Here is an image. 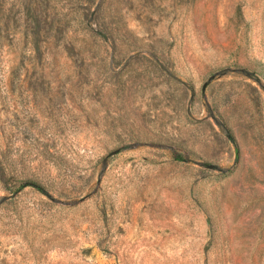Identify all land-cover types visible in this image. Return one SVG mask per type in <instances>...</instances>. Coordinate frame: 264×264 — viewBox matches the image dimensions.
Listing matches in <instances>:
<instances>
[{
  "label": "rangeland",
  "instance_id": "obj_1",
  "mask_svg": "<svg viewBox=\"0 0 264 264\" xmlns=\"http://www.w3.org/2000/svg\"><path fill=\"white\" fill-rule=\"evenodd\" d=\"M0 264H264V0H0Z\"/></svg>",
  "mask_w": 264,
  "mask_h": 264
}]
</instances>
